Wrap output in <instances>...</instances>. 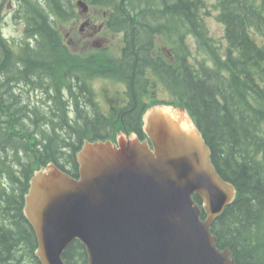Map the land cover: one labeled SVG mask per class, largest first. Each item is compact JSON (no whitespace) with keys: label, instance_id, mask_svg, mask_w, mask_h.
Instances as JSON below:
<instances>
[{"label":"trees","instance_id":"obj_1","mask_svg":"<svg viewBox=\"0 0 264 264\" xmlns=\"http://www.w3.org/2000/svg\"><path fill=\"white\" fill-rule=\"evenodd\" d=\"M88 1L109 12L111 25L117 22L112 30L119 21L124 24L128 42L135 39L133 49L145 51L146 60L157 28L170 26L177 62L168 69L171 80L161 65L158 81L188 110L217 173L236 189L234 201L211 225L216 246L229 249L236 264H264V0H215L212 9L223 27L224 47L210 36L205 0ZM10 6L12 17L23 25L20 41L2 34ZM73 7L71 0H0V184L2 178L10 182L9 191H0V264H40L33 254L34 233L22 214L25 180L34 170L52 161L77 176L75 153L83 141L113 139L117 123L119 129L125 124L142 136L140 118L146 105L139 94L132 95L128 109L119 115L86 113L85 84L99 77L98 69L107 68V60L98 54L79 57L65 46L59 30L74 18ZM136 58L131 53L128 64H113L108 74L142 90L145 84L134 80L143 74ZM70 74L85 75L74 101L76 118L66 113L59 95L52 114L19 105L11 93L21 83L32 92L50 78L58 77L61 84ZM194 199L201 205L199 197ZM62 258L66 264H87L85 248L77 241Z\"/></svg>","mask_w":264,"mask_h":264},{"label":"water","instance_id":"obj_2","mask_svg":"<svg viewBox=\"0 0 264 264\" xmlns=\"http://www.w3.org/2000/svg\"><path fill=\"white\" fill-rule=\"evenodd\" d=\"M142 131L143 141L132 133L116 144L85 141L75 155L78 178L53 163L34 172L23 214L41 264H65L74 241L87 264H236L211 233L236 191L217 173L187 110L151 106Z\"/></svg>","mask_w":264,"mask_h":264},{"label":"flooded vegetation","instance_id":"obj_3","mask_svg":"<svg viewBox=\"0 0 264 264\" xmlns=\"http://www.w3.org/2000/svg\"><path fill=\"white\" fill-rule=\"evenodd\" d=\"M108 16H109V12H102L99 14L97 12L92 11L91 9L88 10L82 22H84L83 26H86L87 29L90 30L87 34V37L89 39L86 40V36H85V39L83 41L84 43L80 50H83V52L88 53L89 46H94L95 44L99 45L100 42L103 43V45L100 46L101 49H98V50H103L104 52L110 53L111 55L115 56L113 60L106 61L107 69L103 71L105 73V77H115V76H111L108 74L112 72L111 66L116 63H118L119 67H122L123 65L128 64V62L126 61L128 56L131 53H134L137 57L136 61L139 64V66L142 67V72H143L142 78L137 77L138 79L136 78L134 80H136L137 82H141L142 84H145L146 86L143 85L144 88L142 90L139 87H135V88L134 86L130 87L129 84H126V87H124V84L122 83L123 80L121 79L122 81L118 80L120 83H117V93H115L116 91H114L112 87L113 80L99 79L100 81L105 83V88L108 90L110 96L115 93L113 95L114 97H112L114 99L108 98L109 95L107 94V96L104 98L106 101L104 100L103 102V98L97 99L96 97L97 92L93 88V84H92L93 82H91V79H90L85 84V87H86L85 94L86 96H89V100L87 102L84 101V106H85L84 109L87 114L97 113L98 115H105L108 113L109 110H115V111H118L119 113L126 112V109H128L127 106L129 105V99H132V95H136V94L140 95L139 98L142 101L143 105L145 103L150 102L153 99L152 96H154V93H151V97H150L148 89H154L155 87H156L155 89H157L158 84H155V87H154V82L156 80V77L160 78L161 65H163V68H164L165 78L171 80L168 75V69H171L172 65L176 64L175 57L173 56V53L171 52V46H170V39H171L170 34H169L170 26H165L163 28L162 27L157 28V35L154 37L153 46L148 51V57L150 58L151 60L150 61V60L145 59V56H146L145 51H143V54H139L137 53V51L133 49L134 46H136L133 43V42H136L135 39L132 40V43L128 42V36H126V30L124 28V24L122 25L119 21L118 24H120V26L114 30L111 29L113 25L117 24V22L112 21V25H111L110 23L111 20L108 19ZM80 19H83V16H80ZM134 28L137 31V35H139L140 26L138 25V26H135ZM99 33H100V36L101 34L103 35V37H101L102 39L94 40V38H99L97 36ZM165 34H167L169 37L164 39L162 36ZM71 40L72 39H69L68 42L71 43ZM137 41H138V38H137ZM158 42H161L162 45L157 48ZM114 45L116 47L118 46L117 50H116V47L112 48ZM181 46H183V39L181 40ZM71 51L76 52L78 50L71 48ZM85 71L87 72V69H85ZM119 76L121 78L122 75H119ZM84 77L85 75H80L78 77H75L70 74L65 77V80H62V81L60 80L61 84H59L58 82V77H56L55 79L50 78L42 86H40L33 92L29 88L28 84L21 83L20 85L13 86V88H11V93L12 95H14L15 97L19 99V105L25 108L34 107V108L39 109L41 112L42 111L47 112V113L52 112V114H54V109L58 103V101L56 103V96L59 95V97H61L62 100L65 102L66 113H69L70 116L73 115L72 117L74 118L76 115L74 101L76 100L75 98L76 95H80L79 91L82 85V79ZM136 88H138L137 91H136ZM90 94H92L91 98H90ZM26 96H29V98H26ZM34 98H36V103H35ZM38 104L40 105L37 106ZM137 105L138 103H136V106L134 108H136ZM81 106L82 104L79 103L80 109H81ZM122 126L124 130L127 129L128 131H130L129 130L130 128L127 125L123 124ZM142 138L143 137H141V139ZM28 180L29 179L25 180L26 184L24 186L25 189L22 192L23 196L28 190ZM2 186L7 191L10 190V182L9 184L7 183L0 184L1 192L3 191L1 190ZM6 190L4 191L6 192ZM6 260L7 259H4V263L6 262ZM0 261L2 260L0 259Z\"/></svg>","mask_w":264,"mask_h":264},{"label":"rangeland","instance_id":"obj_4","mask_svg":"<svg viewBox=\"0 0 264 264\" xmlns=\"http://www.w3.org/2000/svg\"><path fill=\"white\" fill-rule=\"evenodd\" d=\"M75 1L76 0H71V2H75ZM205 2H206L207 8H208L209 13H210V15L206 17V24H207V27L209 29L210 36L212 38H214L217 42H219L221 47H224L225 42L223 40V27L216 21L215 12L212 9V6L214 5V0H205ZM13 13H14V10H13L12 6L6 8L5 15H4V24L2 26V34L6 39H8L10 41L11 40L20 41L22 39L23 25H21L15 18L12 17ZM83 20H84V18L80 19V16L79 17L75 16L73 18V21L68 20L66 23H64L60 27V30H59L62 37H64L63 38L64 42H65V40H67V42H68L69 39H72L71 44H69V46L72 49L73 48L77 49L78 51H76L75 54H77L81 57H85L92 52L94 53L93 50H96V48H94V46H89V50H88L89 52L88 53H85V52H83V50H80L83 43H84L83 41L85 39V36H86V40L89 39L87 37V34L90 31L87 29L86 26H83L84 25V22H82ZM66 33H68V34H66ZM97 36L99 38H94V40L102 39L101 37H103L102 34L100 36V33ZM92 37H94V36H92ZM161 45H162L161 42H158L157 48L160 47ZM113 48H114V46H113ZM38 79H40V78H38ZM14 84L15 83L13 82V84H10V86H12ZM92 84H93V88L97 92V95H96L97 99L103 98V102H104V100H105L104 98L107 96V93H105V92L108 91L105 88V83L100 81L99 79H97V80L93 81ZM42 85H43V83H42ZM4 90L6 91V89H4ZM151 90H152L151 93H154L155 99H166L167 98V93H166L167 91L165 90L164 87L161 86L155 90H153V89H151ZM150 97H151V94H150ZM6 98H7V96H6ZM26 98H29V96H26ZM34 99H35V103H36V98H34ZM34 99H33V101H34ZM39 105L40 104H38L37 106H39ZM116 130H119L118 123L113 126V131L115 132ZM9 156L12 157V155H9ZM20 156H22V155L20 154ZM14 170L17 171L16 169H14ZM0 209H1V207H0Z\"/></svg>","mask_w":264,"mask_h":264}]
</instances>
